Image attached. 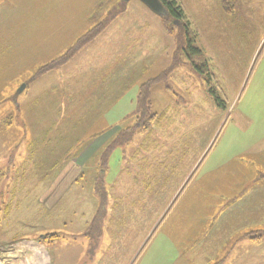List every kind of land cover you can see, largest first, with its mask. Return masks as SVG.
<instances>
[{
	"label": "rangeland",
	"instance_id": "1",
	"mask_svg": "<svg viewBox=\"0 0 264 264\" xmlns=\"http://www.w3.org/2000/svg\"><path fill=\"white\" fill-rule=\"evenodd\" d=\"M178 2L201 75L185 56V21L163 20L138 0H0V243L9 242L0 264H15V239L17 264H186L184 240L163 233L166 218L207 203L205 183L227 191L243 181L240 156L264 117V108L253 113L264 102V0ZM142 83L158 115L144 128L131 116ZM127 125L137 127L124 130L132 138L104 166L100 149L82 150L99 137L103 149ZM145 138L154 144L142 150ZM171 152L174 174L159 185L156 156L165 163ZM17 179L25 183L12 189ZM104 208L100 234L86 235Z\"/></svg>",
	"mask_w": 264,
	"mask_h": 264
},
{
	"label": "crops",
	"instance_id": "2",
	"mask_svg": "<svg viewBox=\"0 0 264 264\" xmlns=\"http://www.w3.org/2000/svg\"><path fill=\"white\" fill-rule=\"evenodd\" d=\"M246 108H251V106H246ZM263 108L264 102L259 107L254 106L253 113L263 110ZM245 114L244 118L248 123L250 118L246 112ZM254 122L257 123L258 133L255 132L256 135L249 136V139H253L255 144L247 147L248 142L243 137V145L247 147L244 149L245 153L240 156L244 160V175L241 176L243 181L227 184L229 186L227 191L223 190L224 186L219 181L213 182L212 180V184L209 185L205 183L203 187L209 188L210 195V200L207 203L200 201L194 207L198 209L196 211H194L195 209L177 210L163 223V233L171 238V242L177 244L184 240L185 244L183 245L185 246L179 252L181 258L184 256L183 260H186V264H192L193 261L194 263L198 262L197 264H264V117H257L252 123ZM99 138L96 140L91 138L95 141L87 143L82 150L92 146L94 149L91 153L95 152V155L98 149L101 150L105 141H100ZM98 142L99 144H97ZM171 155L164 164H159L160 159L156 156L158 158L155 161L156 167L154 166L151 171L153 178L159 175L155 182L159 185L162 184L161 181L170 178V173L174 174L176 161L172 152ZM88 162L90 161L88 160ZM234 173L239 174L236 167L232 168V174ZM231 178L229 180H233L232 176ZM13 181H15L13 184L15 186L12 189H19L25 183V180ZM4 187H9V184L7 183ZM242 191L243 195L240 196ZM9 194L10 191L7 198L10 202H19L15 194L11 193L10 197ZM202 194L201 190H197L193 196ZM39 197L41 199V193ZM208 204L210 206L207 209ZM155 229L154 224L150 233L155 232ZM253 232L259 234L253 235ZM150 233L147 235L148 238ZM14 241H20V243L14 249H10V251L14 250L10 261L14 260V263L17 264L23 255L21 243L23 240L15 239ZM8 243H0V259L3 258L2 253L6 251L4 247ZM213 256H216L217 259L212 258Z\"/></svg>",
	"mask_w": 264,
	"mask_h": 264
},
{
	"label": "trees",
	"instance_id": "3",
	"mask_svg": "<svg viewBox=\"0 0 264 264\" xmlns=\"http://www.w3.org/2000/svg\"><path fill=\"white\" fill-rule=\"evenodd\" d=\"M160 2L162 3V8L166 13V15H162L163 20L170 19L171 22L185 21V24L182 27L183 31H184V36H186L185 56L188 60H190L191 64L193 65V68L196 69L197 74L201 75V73H202L201 68L198 67L191 59V55H193V54L201 55L200 50L197 47L193 46V42H192L193 40L189 36V30L191 31V29H190L191 23H189V21L187 20L186 15H185L182 7H180L178 0H160ZM101 31L99 30V32H101ZM91 32L92 31H90V33L88 34L87 37H90V39L92 40L97 35V33H96L97 31L95 32L96 35H94L93 37L91 35ZM204 66L206 67L205 64H204ZM158 78H160V77H158ZM144 83L146 84V82H144ZM145 84L142 83L140 85V89H139L138 94H137L136 109L131 114L132 119H133L132 124H134L138 121L139 123H137V125L140 124L139 127H141V128L146 127V124L148 126L149 123H151L152 119L157 118V116H158L157 113H154V112L150 113V110H149L150 106L148 104V96L150 94L149 91L148 90L141 91V88ZM207 92L210 95V97L213 99L214 103L218 107H220V108L225 107L224 99H222V97H220L217 93H214L213 89L211 87H208ZM135 119H137V121ZM135 125H131L130 127H129V125H127L123 128H120L121 126L118 127L116 133L109 139V141L105 144L103 149H101L100 155H98V157H99L98 165L100 167L104 166L106 160H108L109 153L112 151V149H116L118 147L122 148L123 143L127 142L128 140H130L132 138V137H130L131 135L128 136L127 131L125 132L124 135H123V133H124V130L128 129L132 134L135 131V129L137 128ZM151 143L154 144V140H152V139L148 140L147 138H145L144 140H142V142L140 143L138 148L145 150V147H142V146H145V144L147 146H150ZM210 149H211V147H210ZM135 150L137 151L138 149H135ZM158 158L160 159V161H158V163L164 164V158H160V157H158ZM158 158H156V159H158ZM95 181L98 182V183H96L97 185L95 186V188L98 191H102V190L104 191V194H105L104 195V201H105L107 198H106V189L104 188V186L102 184L103 178L101 176L96 177L94 179V182ZM99 183H101L102 185ZM102 204H103L102 206H104L106 204V202L105 203L103 202ZM104 210H105V208L103 209V215L102 216H101V214L99 215V213L93 215L91 222H89V224L87 225V227L85 229L86 235L90 236L91 233H95L96 235L100 234L99 231L101 230L100 225H101V222L103 220Z\"/></svg>",
	"mask_w": 264,
	"mask_h": 264
},
{
	"label": "water",
	"instance_id": "4",
	"mask_svg": "<svg viewBox=\"0 0 264 264\" xmlns=\"http://www.w3.org/2000/svg\"><path fill=\"white\" fill-rule=\"evenodd\" d=\"M122 2H126L129 0H121ZM139 2H141L143 5H145L149 10H151L154 13H157L158 15L162 16V15H166L165 11L162 8V3L160 2V0H138ZM24 88V84L21 85V87L19 88V91H21ZM148 237L146 238L145 241H147ZM144 243L141 245V247L139 248L138 252L141 250V248L143 247Z\"/></svg>",
	"mask_w": 264,
	"mask_h": 264
}]
</instances>
